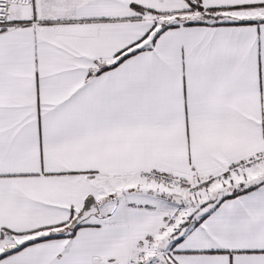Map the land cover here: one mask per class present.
<instances>
[{
  "label": "snow or ice",
  "instance_id": "1",
  "mask_svg": "<svg viewBox=\"0 0 264 264\" xmlns=\"http://www.w3.org/2000/svg\"><path fill=\"white\" fill-rule=\"evenodd\" d=\"M0 264H264V0H0Z\"/></svg>",
  "mask_w": 264,
  "mask_h": 264
}]
</instances>
